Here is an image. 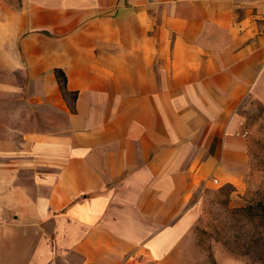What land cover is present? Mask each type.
Segmentation results:
<instances>
[{
	"label": "crops",
	"instance_id": "1",
	"mask_svg": "<svg viewBox=\"0 0 264 264\" xmlns=\"http://www.w3.org/2000/svg\"><path fill=\"white\" fill-rule=\"evenodd\" d=\"M252 101L264 0H0V264H210L194 209L248 187Z\"/></svg>",
	"mask_w": 264,
	"mask_h": 264
},
{
	"label": "rangeland",
	"instance_id": "2",
	"mask_svg": "<svg viewBox=\"0 0 264 264\" xmlns=\"http://www.w3.org/2000/svg\"><path fill=\"white\" fill-rule=\"evenodd\" d=\"M254 130L255 169L248 187L235 196L233 186L210 185L200 191L194 209V241L208 255L210 264L221 256L227 264H264V211L247 204H264V114L261 104L252 101L247 111ZM261 212L262 215H258ZM225 263V264H226Z\"/></svg>",
	"mask_w": 264,
	"mask_h": 264
},
{
	"label": "trees",
	"instance_id": "3",
	"mask_svg": "<svg viewBox=\"0 0 264 264\" xmlns=\"http://www.w3.org/2000/svg\"><path fill=\"white\" fill-rule=\"evenodd\" d=\"M54 74L57 76L60 90L62 91V94L66 101L68 102V105H70L71 108H74L73 101L76 99L77 91L71 90L67 88V76H65L64 71L60 68L54 69ZM260 206L261 209L264 211V204L261 202H255L254 204H247L246 208L248 209H254L255 207ZM258 215H262L261 212H257Z\"/></svg>",
	"mask_w": 264,
	"mask_h": 264
}]
</instances>
